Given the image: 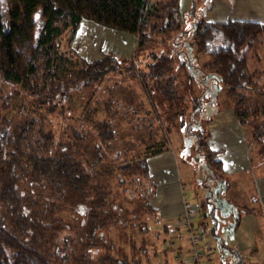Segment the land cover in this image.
<instances>
[{"label": "trees", "instance_id": "trees-1", "mask_svg": "<svg viewBox=\"0 0 264 264\" xmlns=\"http://www.w3.org/2000/svg\"><path fill=\"white\" fill-rule=\"evenodd\" d=\"M5 4V9L0 4V111L19 94L25 98L16 116L0 114V264L112 263L113 256L106 250L95 257L87 255L111 247L105 237L108 226L122 223L128 215L126 208L112 203L108 177L117 185L128 182L131 188L126 190V198L134 197L135 191L142 197L137 204L152 211L147 199L154 186L146 157L166 147L141 156L135 152L130 160L114 162L117 171L111 174L113 168L96 170L94 165L102 160L103 144L114 137L113 120L95 119L93 108L86 105L78 118L79 129L63 124L54 134L45 125L47 113L62 114L70 91L85 89L101 78L114 58L105 54L84 61L81 57L76 67L65 66L68 60L59 49V37L66 31L71 39L82 18L130 34L136 49H146L150 57L139 69L142 83L150 79L169 109L181 95L175 94L171 56L152 49L151 35L164 32L181 15L176 0H5ZM36 11L42 19L37 32ZM194 28L190 45L208 55L202 67L214 74L219 88L234 106L254 102L264 113V85L257 81V69L249 68L256 55L255 45H262L264 52V21L212 22L202 17ZM214 32L218 43L213 42ZM250 49L253 54L248 53ZM113 103L103 101L105 113L116 111ZM40 106L44 111L35 110ZM199 134L198 146L203 147L208 166L221 175L219 161L212 158L215 151L206 148L207 130L202 127ZM204 201L198 200L196 205L195 229L204 226ZM63 209L72 215V221L59 213ZM238 210L249 211L245 207Z\"/></svg>", "mask_w": 264, "mask_h": 264}, {"label": "rangeland", "instance_id": "rangeland-1", "mask_svg": "<svg viewBox=\"0 0 264 264\" xmlns=\"http://www.w3.org/2000/svg\"><path fill=\"white\" fill-rule=\"evenodd\" d=\"M0 4L3 9L6 8L5 0H0ZM176 7L181 15L173 20L167 30L153 33V35L149 33L152 38V49L164 50L165 54L171 56L169 70L176 77L175 94L181 95L177 98L174 107L171 106L169 109L166 107L167 100L159 95V91L152 85L150 79L145 84L142 83L139 69L144 67L143 63L150 60V57L146 53V49L141 52L136 49L133 36L82 18L71 39L67 38L66 31L59 37V49L68 60L65 62V66L76 67L79 65L78 59L81 57L84 61H91L105 54H110L114 58L110 61L108 71L101 78L90 82L85 89L70 91L62 114L59 112L47 113L45 125L51 128L54 134L61 131L63 124H72L79 129L78 118L82 116L84 107L87 105L93 108L91 115L95 119L107 117L114 123V137L106 140V144H103V161L94 165L96 170L113 168L111 171L113 174L117 171L115 168L117 162L134 158L135 152L141 156L159 146H165L166 149L172 148L181 165L186 162L192 170L189 178L184 173L182 174L185 197L193 199V189L197 195L195 200L189 203L197 204L198 200H203L204 197L199 193V188H201L205 189V195H208L209 208L217 209L223 198L222 182L216 179V173L208 166L204 149L198 146V138L202 127L208 130L207 125L211 120L209 118H212L217 104L220 102L218 99L220 95L216 96L215 93L221 88L214 79V74L202 67V63L208 60V55L205 52L196 51V46L190 44L195 24L202 17L206 21L224 22L229 19L227 15L234 11L236 16H230V18L246 20L254 18L240 12L242 10L240 7H244L242 0H176ZM209 9L222 12L221 18L207 20L205 16ZM224 9L226 13L223 12ZM34 17L35 32H37L42 19L38 11L35 12ZM209 19L214 18L210 17ZM177 22H180V25L175 26ZM213 36V42L218 43L219 38H217L216 32ZM255 47L256 55L253 56V64L250 65L252 60H249V68L257 69V81L264 85V52L262 45L257 44ZM248 53L253 54V50L250 49ZM183 54L184 57L186 56L185 59ZM191 54L198 60L190 58ZM179 59H183L185 62L179 64ZM132 71L135 73L131 74ZM24 98L19 94L16 98L11 99L9 106L0 111L1 116L5 118L16 116L18 114L17 107ZM108 99L112 103L114 102L111 104L112 108L116 106V111L111 115L105 113V105H103V101ZM251 103H247L249 111H246L245 114H251L252 111L253 113L260 112L257 109L260 106L253 102L254 104H252L257 106L254 108L255 106H251ZM26 105L28 110L31 109L28 104ZM35 110L44 111L43 106L35 107ZM167 114H170L171 117H167ZM258 142L256 140L254 143ZM133 145L137 149H134ZM122 176L126 182L128 177L124 171ZM108 178L107 186L112 195V203L126 208L128 215L124 216L125 218L122 217L125 220L122 223L108 226L105 237L111 243V247H106L107 249L100 247L94 253L91 251L90 253L88 251L89 254L87 253L89 257H95L106 250L112 254L113 262L98 263L95 261L97 263L94 264H165L168 262L180 264L176 252L174 256L170 254L171 249H177L176 245L171 247L167 245L168 233L157 222L155 213L145 210L137 204L142 197L132 191L134 197H127V199L126 190L131 188L129 183L117 185L113 179H110V176ZM132 192L130 193L132 194ZM227 211L230 212V209L228 208ZM59 213L72 221V215L67 210L63 209ZM132 213L135 216L131 215ZM181 227L183 229L182 238L186 240L187 234L183 222ZM173 234L176 233L172 232L171 236Z\"/></svg>", "mask_w": 264, "mask_h": 264}, {"label": "crops", "instance_id": "crops-1", "mask_svg": "<svg viewBox=\"0 0 264 264\" xmlns=\"http://www.w3.org/2000/svg\"><path fill=\"white\" fill-rule=\"evenodd\" d=\"M242 3L241 13L253 16V21H264V0H242ZM212 9L207 11L206 19L221 18L222 12ZM223 12L226 13L225 9ZM230 16H236L234 11L227 17L235 19ZM215 95H220V102L207 125L205 144L207 149L215 151L212 158L220 163L221 175L215 176L222 182L223 198L219 208L210 209L205 189L199 188L205 199L202 212L206 213L202 218L204 226L200 228L198 225L196 229L200 243L205 244L201 262L264 264V113L259 107L260 112L245 114L249 111L248 104L234 106L221 89ZM251 106L257 107L252 103ZM256 140L259 142L254 143ZM146 164L148 177L154 186L147 203L153 209L157 222L168 233L167 245H176L177 249L170 250L171 256L176 252L180 264H190L187 260L188 246L182 238L181 215L184 204L194 201L197 196L193 189V199H188L183 191L182 174L189 178L191 167L186 162L181 165L172 148L147 156ZM238 207L249 211H240ZM197 208L192 223L198 218ZM172 232L176 234L171 236Z\"/></svg>", "mask_w": 264, "mask_h": 264}, {"label": "built area", "instance_id": "built-area-1", "mask_svg": "<svg viewBox=\"0 0 264 264\" xmlns=\"http://www.w3.org/2000/svg\"><path fill=\"white\" fill-rule=\"evenodd\" d=\"M197 204L194 202H186L181 215L182 222L186 229V240L188 244L187 260L190 264H203L201 259L205 253V244L200 243V234L192 225V217Z\"/></svg>", "mask_w": 264, "mask_h": 264}]
</instances>
